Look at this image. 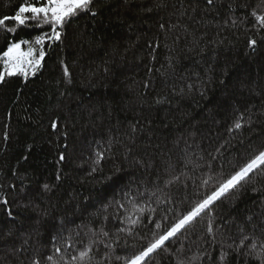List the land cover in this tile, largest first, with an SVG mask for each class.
I'll use <instances>...</instances> for the list:
<instances>
[{
  "label": "trees",
  "instance_id": "obj_1",
  "mask_svg": "<svg viewBox=\"0 0 264 264\" xmlns=\"http://www.w3.org/2000/svg\"><path fill=\"white\" fill-rule=\"evenodd\" d=\"M22 2L0 0V18ZM94 10L95 17L67 23L61 41H46L35 75L0 83V200L8 202L0 203V264H52L46 257L59 260L55 247L69 260L101 239L91 264H122L117 255L138 251L264 149V30L250 15H264L261 0H100ZM46 30L0 33V56L7 41ZM129 186L155 211L118 233L127 225L113 217L127 213L115 205L105 212L104 205ZM212 219L214 237L204 215L148 264H259L255 252L237 254L227 244L243 234L264 240V176L216 202ZM101 225L109 237L99 236ZM222 251L229 253L223 261Z\"/></svg>",
  "mask_w": 264,
  "mask_h": 264
},
{
  "label": "snow or ice",
  "instance_id": "obj_2",
  "mask_svg": "<svg viewBox=\"0 0 264 264\" xmlns=\"http://www.w3.org/2000/svg\"><path fill=\"white\" fill-rule=\"evenodd\" d=\"M214 0H207L209 5H212ZM264 3V0H261ZM100 3V0H23L19 5V8L15 11L14 15L4 16L0 18V33H17L18 29L36 27L42 28L47 26L48 30L44 31L42 34L36 35L33 39H19L7 41L6 50H3L2 56H0V61L3 63V70L0 71V83L5 82V77H15L22 76L25 79L28 78L29 72L35 75L36 72L42 66V61L45 60L46 51L45 43H48V47L52 44L61 41L62 32L61 30L69 23L73 18L78 17L81 14L90 15L95 17L98 13L95 9L96 5ZM255 19V24L253 25L257 31L264 30V15H257L255 11L250 14ZM14 22L15 26H10L7 22ZM163 27V25L161 26ZM7 40V36L5 35ZM256 40L249 39L248 47L252 48L256 45ZM61 63H63L61 61ZM63 74L66 78L70 77L69 69L65 66L63 68ZM70 82V80H68ZM243 116L238 117L234 123L235 129H240L242 127L240 121ZM58 124L56 121L52 122V128L56 129ZM229 131H232L230 128ZM97 159L93 161V164L99 165L100 161L104 158L102 153H97ZM65 159L64 155H60V160ZM169 167H172L169 165ZM96 168H92V172H95ZM264 176V149L259 150L257 153L250 156L247 160L240 163L233 172L228 176L221 179L218 184L210 192L205 194L202 199L197 200L189 209H186L179 213L178 218L174 223H171L162 232H153V238L148 240L147 244L142 246L138 251L133 252L130 255H117L116 259L122 261V264H148V259L153 253L162 248H166V242L170 239L177 237L182 231L186 230L189 226L193 225L198 219L202 218L204 215L209 217L207 224V232L209 235L214 237V227L212 212L213 207L216 202L226 198L228 195L242 189L246 184H248L254 176ZM60 177L57 176V179ZM110 179V177L108 178ZM157 180L162 179V177L157 176ZM178 177H173L171 179H164V186L167 187L172 184ZM206 184L207 181H204ZM45 190L49 189V185L45 184ZM160 189L158 188L157 191ZM256 189L254 188L253 191ZM145 191H148L145 189ZM121 199L109 201L108 204L104 205V211L107 212L109 207L113 205L123 209L127 214L124 216H119L118 214L114 216V219H119L121 224H126L127 227H121L117 230L118 233H124L130 231L132 227L136 226L140 222V217L144 216L145 212H153L155 209L145 208L148 203L147 200L139 201V197L144 196V192L138 191L135 194L132 193L131 187H127L120 194ZM156 192L150 193L151 196H155ZM135 196L136 198H133ZM149 197V198H150ZM0 203L7 204V200H0ZM135 215V219L133 216ZM11 216V212H9ZM107 219V217H105ZM251 220V218H249ZM155 224L156 229H161L162 225L159 222L152 221ZM264 232V229H260ZM89 232L92 229L89 228ZM243 233L244 230L241 229ZM79 233H77L78 235ZM100 237H109L110 233L105 230L104 225L99 228ZM93 235L97 233L93 232ZM115 235V234H112ZM55 240L56 237H53ZM248 241V244H245ZM101 240H93L86 244L82 249L78 251V254L71 255L69 260H66L63 255H60L62 249L60 247L54 248V255L59 256V260L54 259L53 255L46 257L48 261L52 264H91L94 257L92 255V246L95 243H103ZM73 245L69 244L68 247ZM105 247L111 251L112 245L105 244ZM224 244H221V248ZM229 249H233L240 253L242 248L247 247L248 251L245 255L255 252V259L259 264H264V240H257L253 234H243L240 238V242L236 244L235 242L227 244ZM259 248V251H256ZM207 255V253H205ZM229 255L228 252L222 251L220 254L221 261L225 260ZM110 258V252L106 253L102 259ZM33 264H40L39 260H34ZM100 264V262H97ZM177 264H184L183 260L177 261Z\"/></svg>",
  "mask_w": 264,
  "mask_h": 264
},
{
  "label": "rangeland",
  "instance_id": "obj_3",
  "mask_svg": "<svg viewBox=\"0 0 264 264\" xmlns=\"http://www.w3.org/2000/svg\"><path fill=\"white\" fill-rule=\"evenodd\" d=\"M31 73V71L29 72V74Z\"/></svg>",
  "mask_w": 264,
  "mask_h": 264
}]
</instances>
